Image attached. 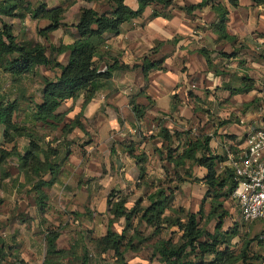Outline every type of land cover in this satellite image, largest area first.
<instances>
[{"label":"crops","instance_id":"0c3cea01","mask_svg":"<svg viewBox=\"0 0 264 264\" xmlns=\"http://www.w3.org/2000/svg\"><path fill=\"white\" fill-rule=\"evenodd\" d=\"M139 1L125 0V4L138 10ZM210 1L228 8L226 34L232 39L221 37L216 27L219 15ZM23 2L31 10L41 5L63 9L61 25L46 36L39 31L51 24L48 18H35L30 12L23 18L2 16L19 38L48 47L75 42L82 8L100 14L112 10L105 0ZM259 46L264 47V4L253 0H240L237 7L228 0H172L169 5L144 6L138 16L121 25L119 33L102 35L94 64L99 71L113 64L118 68L99 81L89 100L82 93L63 101L55 112L62 118L60 123L31 117L44 100L45 79L58 77L59 68L36 66L20 77L0 68V100L17 102L14 121L28 128L5 143V125L0 123V157L1 151L12 152L0 162V264H119L113 250L98 249V240L107 234L113 218L111 193L112 201L125 199L128 209L138 201L148 205L149 194L161 182L164 186L168 175L175 176L176 168L166 160L169 143L161 135L163 128L171 133L209 134L212 152L224 156L225 142L240 143L248 124L259 125L256 104L264 98V57L257 53ZM48 55L66 64L70 52L48 51ZM146 62L160 67L145 71ZM245 78L251 89L233 93L232 89L244 86ZM136 107L142 110L140 117ZM183 141L173 137L171 145L176 148ZM32 142L39 148L36 156L41 162L59 165L54 180L50 173L37 178L21 167L18 156L28 153ZM50 149L56 154L47 159ZM192 172L193 179L178 184L172 206L197 212L200 206L194 211L177 202L184 184L198 183L206 191L202 180L206 169L194 165ZM167 183L176 187L175 180ZM125 225L122 217L111 228L121 234ZM51 234L56 235L55 250L48 254ZM138 251L126 250L125 262L139 259ZM154 259L153 263L163 264Z\"/></svg>","mask_w":264,"mask_h":264},{"label":"trees","instance_id":"16d2710c","mask_svg":"<svg viewBox=\"0 0 264 264\" xmlns=\"http://www.w3.org/2000/svg\"><path fill=\"white\" fill-rule=\"evenodd\" d=\"M111 6L109 13L99 12L84 7L75 27L78 30V37L70 46L48 47L39 42L26 38H19L14 33L13 24L7 23L2 16L24 17L31 13L35 18H48L51 24L39 31L43 36L57 29L61 25L62 8L46 9L44 5L31 10L23 6V0H0V68L6 72L20 77L36 66H48L59 68L60 75L54 79L46 78L44 82V100L38 104L35 112L31 115L35 121L49 123L54 120L60 123L62 118L55 114L63 101L77 98L82 93L86 94L89 100L98 88L99 81L108 79L113 71L118 68L117 64L110 65L106 71H99L95 66L93 58L100 44L101 37L105 32L119 33L121 25L141 13V8L150 4H171L172 0H140V9L133 10L125 4V0H105ZM240 0H228L230 5L237 7ZM257 4H264V0H253ZM209 0H204L208 3ZM214 10L219 15V22L216 27L221 37L232 39L226 34V21L229 10L221 3L211 2ZM69 50L70 56L66 64H62L54 55L49 56L48 51L58 54ZM208 56V53L204 51ZM160 67V63H148L144 65L145 71L151 68ZM244 79V86L239 89H232L233 93L247 91L252 84ZM18 111L17 102H4L0 100V123L5 125L4 142H12L16 137L26 133V126L14 121V115ZM140 117L142 110L135 108ZM78 124L75 122L74 125ZM80 125V124H79ZM28 132V131H27ZM161 135L169 143L166 146V160L174 165L176 173L174 177L164 179L159 187L148 196L149 204L142 205L138 201L131 209L126 207V200L119 198L112 201L114 192L110 195L109 209L113 218L109 221L107 234L98 240V249L102 252L113 250L117 259H125L124 254L128 249L139 250L141 243L157 237L152 246L153 257L163 264H204L207 255H213L214 259L210 264H264V257L259 253H254L251 247L253 241L264 242L260 233L255 238L246 240L239 252L231 249L232 239L239 234L238 229H223L224 212H219L224 207L227 199L233 198V191L236 187L234 169L227 163V155L220 156L214 154L210 147L212 136L209 134L193 135L191 130L179 132L175 130L171 133L168 128H163ZM175 137L178 141H183L176 148L171 145ZM184 137V138H183ZM37 144L31 143V149L24 156H18L23 169L32 171L37 178H42L46 173H50L55 179L59 165L50 161L41 162L37 156ZM131 151V150H130ZM12 152L1 151L0 162L6 159ZM56 154V150L50 149L46 153L48 156ZM139 162L144 158L136 156ZM190 162V167H187ZM197 165L206 169V174L202 180L206 184V193L197 212L186 210L184 207H173V199L178 184L186 178H194L192 166ZM181 169V172L178 170ZM142 175L145 168H141ZM141 175V176H142ZM198 179V178H196ZM176 181V187H167V182ZM210 200V210L206 216L205 203ZM168 210L172 214L167 215ZM124 217L126 225L121 234L116 233L111 228L112 224ZM215 220L214 231L207 228L209 220ZM135 220L153 228L150 236L141 235L139 228L133 229ZM204 220H206L204 222ZM204 222V223H203ZM132 229V232H131ZM168 231L167 236H160ZM179 233L178 237L176 235ZM56 235L51 234L49 240L48 254L52 253ZM53 264V263H47Z\"/></svg>","mask_w":264,"mask_h":264},{"label":"built area","instance_id":"2783aa9c","mask_svg":"<svg viewBox=\"0 0 264 264\" xmlns=\"http://www.w3.org/2000/svg\"><path fill=\"white\" fill-rule=\"evenodd\" d=\"M193 34L198 35L194 30ZM257 53L264 57V47H257ZM264 113V98L259 101ZM260 124H248L240 143L225 142L227 163L234 169L236 187L233 199L236 201L243 221L264 223V117ZM246 125L245 120H241ZM264 239V232L261 235Z\"/></svg>","mask_w":264,"mask_h":264},{"label":"rangeland","instance_id":"374dc122","mask_svg":"<svg viewBox=\"0 0 264 264\" xmlns=\"http://www.w3.org/2000/svg\"><path fill=\"white\" fill-rule=\"evenodd\" d=\"M257 110L259 112V115H257L258 118L264 117V113L259 110V107H261L260 102H257L256 104ZM190 164V163H189ZM206 191L204 192V188L200 186L198 183H190V184H184L181 192L177 196V202L178 203H183L187 208L190 210L193 209L194 211L198 210L199 208V202L201 199L204 198ZM204 194V195H203ZM210 207V200L207 199L206 205H205V210L206 212L209 211ZM224 212V224H223V229L228 230L229 228H234L238 229L239 234L235 236L232 241H231V249L239 252L242 247L244 246V243L246 240H249L251 238H255L258 236V234L264 232V223L262 222H245L242 220L240 216V212L237 206L236 201L233 198H229L225 201L224 207L219 210V212ZM167 215L172 214L171 210H168L166 212ZM207 216V214H206ZM206 220H204L205 222ZM203 222V223H204ZM216 221L209 220L206 223V226L209 230L214 231ZM134 228H139L141 231V235L143 237L150 236L153 232V228L150 226H147L146 224L140 222L139 220H135L133 223V229ZM132 232V229H131ZM168 231H165L162 233L160 236H167ZM179 233L176 235V238L178 237ZM157 237H154L150 239L147 242L141 243L140 245V251L137 254V257L139 259H136L135 262H131V264H150L153 263L155 260L153 257V250L152 246L156 242ZM262 245H259L258 241H253L251 243V247L254 253H259L261 256L264 257V242L260 243ZM131 254L130 256H132ZM134 257V256H133ZM214 259L213 255H207L206 258L204 259V264H210L212 260ZM119 264H127L125 262V259H118ZM157 264V263H153Z\"/></svg>","mask_w":264,"mask_h":264}]
</instances>
